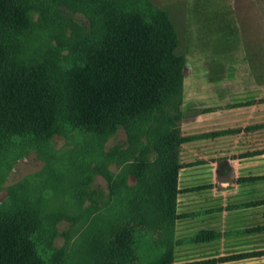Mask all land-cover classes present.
Instances as JSON below:
<instances>
[{
  "label": "rangeland",
  "instance_id": "rangeland-1",
  "mask_svg": "<svg viewBox=\"0 0 264 264\" xmlns=\"http://www.w3.org/2000/svg\"><path fill=\"white\" fill-rule=\"evenodd\" d=\"M21 3L29 23L0 25V81L23 84V76H32L59 84L122 15L137 16L176 47L180 74L167 113L143 115L95 140L63 116L58 128L64 136L50 140L16 132L0 115V214L34 232L47 264H180L182 255L196 252L187 240H177L185 219L192 223L195 217L187 212L215 205L207 197L208 182L197 183L192 171L181 174V146L196 141L183 136L181 122L211 109L212 96L223 89L227 99L237 98L227 93L229 84L237 91L249 80H264V0ZM170 140L179 145L174 184L162 162V146ZM199 184H205L204 198ZM170 199L174 205L167 208ZM203 239L200 234L197 240Z\"/></svg>",
  "mask_w": 264,
  "mask_h": 264
},
{
  "label": "trees",
  "instance_id": "trees-1",
  "mask_svg": "<svg viewBox=\"0 0 264 264\" xmlns=\"http://www.w3.org/2000/svg\"><path fill=\"white\" fill-rule=\"evenodd\" d=\"M28 23L21 0H0L1 27ZM175 49L137 16L122 15L107 39L90 50L84 63L70 70L59 84L51 86L44 78L32 76H23V84L1 80L0 115L5 122L11 119L16 132L32 131L50 140L64 136L58 128L60 116L91 140L101 134L112 136L143 115L155 117L169 111L180 74ZM4 56L0 48V64ZM176 145L170 140L162 146L166 155L162 162L170 171L166 176L172 184L179 169ZM171 199L167 208L174 205ZM33 235L14 217L0 214V264H47L37 252Z\"/></svg>",
  "mask_w": 264,
  "mask_h": 264
},
{
  "label": "crops",
  "instance_id": "crops-1",
  "mask_svg": "<svg viewBox=\"0 0 264 264\" xmlns=\"http://www.w3.org/2000/svg\"><path fill=\"white\" fill-rule=\"evenodd\" d=\"M229 85L237 98L227 99L222 88L211 109L181 122L183 136L196 138L181 146V174L192 171L197 183L208 182L215 205L192 208V223L181 216L187 228L177 240L196 254L182 255L180 264H264V80L237 91ZM204 185L196 188L200 198ZM200 234L205 239L198 241Z\"/></svg>",
  "mask_w": 264,
  "mask_h": 264
}]
</instances>
